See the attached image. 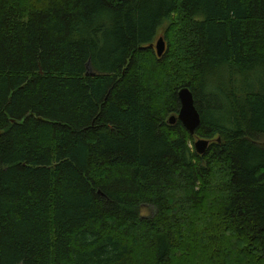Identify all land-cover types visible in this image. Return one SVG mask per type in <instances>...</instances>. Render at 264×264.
<instances>
[{"label":"trees","instance_id":"16d2710c","mask_svg":"<svg viewBox=\"0 0 264 264\" xmlns=\"http://www.w3.org/2000/svg\"><path fill=\"white\" fill-rule=\"evenodd\" d=\"M0 264H264V0H0Z\"/></svg>","mask_w":264,"mask_h":264},{"label":"water","instance_id":"95a60500","mask_svg":"<svg viewBox=\"0 0 264 264\" xmlns=\"http://www.w3.org/2000/svg\"><path fill=\"white\" fill-rule=\"evenodd\" d=\"M147 47V46H144ZM149 47L155 48L157 55H161L166 50V42L163 37H160L156 43L152 42ZM87 74H95L91 70L90 62H88ZM178 98L180 101V109L177 115H171L169 117L170 123H175L180 120L184 127L191 133L195 134L196 129L201 123V114L197 108L195 97L192 89L189 86H182L178 90ZM220 140V139H219ZM210 145L209 138H200L195 141V148L199 154H203L207 151Z\"/></svg>","mask_w":264,"mask_h":264},{"label":"rangeland","instance_id":"374dc122","mask_svg":"<svg viewBox=\"0 0 264 264\" xmlns=\"http://www.w3.org/2000/svg\"><path fill=\"white\" fill-rule=\"evenodd\" d=\"M160 37H162L161 34H159V35L154 39L153 42L156 43ZM153 49H154V51H155V53H156V49H155V48H153ZM156 54H157V53H156ZM90 66H91V65H90ZM177 114H178V113H177ZM177 114H176V115H177ZM171 115H175V114H170V115H168L167 118H166L167 121H169V117H170ZM200 138H206V137H202V136H199V135H194V136H193V138H192V140H191V143H190V146H191L193 149L196 150V148H195V141H197V140L200 139ZM214 139H215V138H214ZM211 142H212V139H210V143H211ZM196 152H197V151H196ZM197 153H198V152H197ZM142 210H143L144 215L149 216V217H152L153 214H154V212H155V208H154L153 205H150V206H144V207L142 208Z\"/></svg>","mask_w":264,"mask_h":264}]
</instances>
